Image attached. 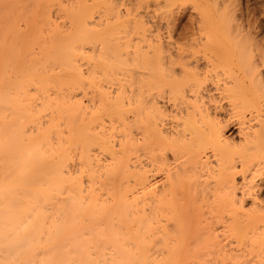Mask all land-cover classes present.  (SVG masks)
I'll list each match as a JSON object with an SVG mask.
<instances>
[{"label":"bare ground","instance_id":"obj_1","mask_svg":"<svg viewBox=\"0 0 264 264\" xmlns=\"http://www.w3.org/2000/svg\"><path fill=\"white\" fill-rule=\"evenodd\" d=\"M68 2L64 30L53 0H0V264H264V51L243 17L199 12L200 68L143 15Z\"/></svg>","mask_w":264,"mask_h":264},{"label":"rangeland","instance_id":"obj_2","mask_svg":"<svg viewBox=\"0 0 264 264\" xmlns=\"http://www.w3.org/2000/svg\"><path fill=\"white\" fill-rule=\"evenodd\" d=\"M54 1V3L53 4H51V6L52 7H50L51 9H49V11H50V15H51V17H52V19H53V21L55 22V23H57V25H60L59 27H60V29H64L65 30V28H67V24H68V22L66 21V19H64V18H58L57 19V16H59L60 17V15H58V10H59V8H62L65 4V7H67V6H70L71 5V3L70 2H68V4H67V1L68 0H61V1H59V0H57V3H58V5L55 3V0H53ZM63 1V2H62ZM73 1V0H72ZM101 1H103V0H101ZM111 2H112V5H114V7L117 9L118 8V5H119V8H118V11L119 12H121V14L124 12V14H125V12L126 11H128V9H129V11L128 12H130L131 10H132V18H134V17H136V16H142V17H138L139 19H142V21L144 20H146L145 22H144V24H147V26H148V28L147 29H149L148 31H152V33H150V34H148V35H145V36H150V40H151V38H152V36L155 34L154 32H156L157 33V31H158V33H157V35L158 36H161L160 38V40H163L164 42V44L165 45H169L170 47H171V45L170 44H172V47H174V46H178V44H179V46H182V44H183V46L182 47H184V49L185 50H190L191 51V49H190V47H194L193 49H194V51L195 50H197V48H196V43L198 42H200V41H198L197 40V38H198V34L196 33L197 32V30H196V28H197V25L200 23V21H197V20H199V16L198 15H200V11H202V10H213V7L215 6L216 7V5L215 4H217L218 3V5L219 6H217V8L218 7H220L219 9L221 10V11H223L225 14H226V5L228 6V7H230V8H228L227 7V11H229L230 10V12H231V10H233V9H236V10H233V14L235 15V13L237 14V16H240L242 19H243V27H244V30H243V32H242V34H247V32H249V38L251 37V41H250V43L252 42L254 45H255V48L257 49L258 48V50H260V52L261 51H264V50H262V48H264V0H183V1H179V2H177L176 4L178 5L179 4V6H178V8L179 9H181V10H179L178 8H177V5L176 6H174L173 7V11H172V13H170V15L172 16V18L170 17V16H167L165 13H166V8L164 7V6H162L163 4H162V2L161 1H163V0H154V1H152V0H148V4L146 5H141L140 6V4L141 3H139L138 4V2H141V0H110ZM128 1V2H127ZM137 1V2H136ZM143 1V0H142ZM157 1V3H155ZM214 1V2H213ZM111 2H108V3H111ZM153 3V4H151V3ZM158 2H160L161 4H159L158 5ZM189 2H190V4H189ZM52 3V2H51ZM89 3H90V0H89ZM123 5H122V4ZM128 3H129V5H128ZM131 3V4H130ZM223 4V6H222V4ZM63 5V6H61V5ZM138 6H137V5ZM181 4V5H180ZM186 6H185V5ZM192 4H197L198 5V9H196V6L195 5H192ZM229 4H230V6H229ZM236 4H238V5H236ZM61 6V7H57V6ZM111 5V4H110ZM122 5V6H121ZM125 5V6H124ZM128 5V6H127ZM130 5H132L131 7H130ZM149 5V6H148ZM161 5V6H160ZM221 5V6H220ZM234 5H236V6H234ZM140 6V7H139ZM146 6H148L147 8H146ZM157 6L158 7H161V8H157ZM191 6V7H190ZM213 6V7H212ZM64 7V8H65ZM129 7V8H128ZM135 7V8H134ZM138 8V10H137V8ZM145 7V8H144ZM162 7H164V9H165V13L164 12H161V10H163V8ZM176 7V8H175ZM214 7V8H215ZM130 8H132V9H130ZM216 8V9H217ZM56 9H57V11H56ZM115 9V10H116ZM126 9V11H124ZM145 9V10H144ZM189 9H191V10H189ZM194 9V10H193ZM218 9V10H219ZM156 10V11H155ZM176 10H178V11H176ZM197 10V11H196ZM239 10V11H238ZM253 10V11H252ZM117 11V10H116ZM117 11V12H118ZM143 11V12H142ZM145 11V12H144ZM154 11H155V14H154ZM160 11V12H159ZM179 11H180V13H179ZM242 11V14L240 13ZM248 11V12H247ZM118 12V13H119ZM141 12H142V14H141ZM175 14H174V13ZM195 12H198V13H195ZM230 12H228V14H226V16H233ZM60 13V12H59ZM140 14V15H136V16H133V14ZM158 13H161V15H163V16H161L160 17V15L158 14ZM162 13H164L167 17L166 18H164V14H162ZM240 13V14H239ZM261 13V14H260ZM54 16H53V15ZM156 14H158V15H156ZM168 14V13H167ZM174 14V15H173ZM194 15V16H193ZM196 15V16H195ZM243 15V16H242ZM251 15V16H250ZM260 15V16H259ZM131 16H128V17H130V19H131ZM236 16V15H235ZM249 16V17H248ZM39 17V16H38ZM38 17H36V18H38ZM42 16H40L39 18H41ZM55 17V18H54ZM122 17H125L126 18V15L124 16H122ZM127 17V18H128ZM144 17V18H143ZM150 17V18H149ZM154 17V18H153ZM194 19H193V18ZM38 18V19H39ZM137 18V17H136ZM135 18V19H136ZM153 18V20H151ZM163 19V21H162V19ZM169 18V19H168ZM192 18V19H191ZM231 18V17H230ZM43 19V18H42ZM56 19V20H55ZM63 19V20H62ZM161 19V20H160ZM167 19V20H166ZM171 19V20H170ZM175 19V20H174ZM249 21H248V20ZM37 20V19H36ZM41 20V19H40ZM40 20H37V21H40ZM166 20V21H165ZM173 20V22H174V24L176 25H172L173 27L172 28H175V29H173V30H171V27L169 28L168 27V25L166 24L168 21H172ZM41 21H43V20H41ZM62 21V22H61ZM166 23H165V22ZM198 23H197V22ZM247 21V22H246ZM58 22H60V23H58ZM64 22V23H63ZM192 22V23H191ZM39 23V22H38ZM64 24V25H62V24ZM196 23V24H195ZM254 23V26L256 27H254L252 24ZM40 24V23H39ZM251 24V25H250ZM149 25H150V27L151 28H149ZM183 25V26H182ZM171 26V25H170ZM185 26V27H184ZM62 27V28H61ZM145 27H146V25H145ZM166 27V28H165ZM246 27H248V28H246ZM45 28V27H44ZM260 28V29H259ZM191 30V31H190ZM196 30V31H195ZM248 30H250V31H248ZM255 30V31H254ZM148 31H146L147 33H148ZM168 31V32H167ZM186 31V32H185ZM251 33V34H250ZM255 33V34H254ZM168 34V35H167ZM170 34V35H169ZM184 34H186L187 35V37H186V35L184 36ZM193 36H192V35ZM142 35V34H141ZM191 35V36H190ZM195 35V36H194ZM197 35V36H196ZM252 35V36H251ZM137 36L139 37V34H137ZM156 36V35H155ZM154 36V37H155ZM169 36H170V38H169ZM182 36V37H181ZM138 37H135L134 38V40L136 39L137 40V38ZM142 37V36H141ZM140 37V38H141ZM146 37V39H148ZM190 37V38H189ZM192 37H194V38H196V40L197 41H195V39L194 38H192ZM156 38V37H155ZM254 38V39H253ZM143 39H145V37H143ZM142 39V40H143ZM153 39V38H152ZM186 39V40H185ZM199 40H201V38L199 37L198 38ZM255 39L257 40V41H255ZM136 40H135V42H136ZM141 40V39H140ZM141 40V41H142ZM262 40V41H261ZM139 41V40H138ZM144 41H147V40H144ZM143 41V42H144ZM166 41V42H165ZM169 41H171L170 43H168ZM178 41H179V43H178ZM188 41V42H187ZM190 41H191V43H190ZM173 42V43H172ZM175 42H177V43H175ZM182 42V43H181ZM186 42H187V44H186ZM194 42H196V43H194ZM201 42H203L202 40H201ZM200 42V43H201ZM140 43V42H139ZM145 43V42H144ZM175 43V44H174ZM193 43V44H192ZM197 43V45L199 46L200 44H198ZM146 44V43H145ZM186 44V45H185ZM188 46H189V48H188ZM197 46V47H198ZM258 46V47H257ZM262 46V47H261ZM200 47V46H199ZM199 47H198V49H199ZM260 47V48H259ZM196 48V49H195ZM198 51L199 50H197V53H198ZM256 52H258V51H256ZM259 52V53H260ZM196 53V54H197ZM198 55L202 58V53L200 54V53H198ZM201 60V59H200ZM204 59L202 58V60L200 61V62H198V64H200L199 66H200V68H202V63H204ZM84 67V66H83ZM82 67V68H83ZM83 69H85V67L83 68ZM218 69H216V70H214V71H217ZM220 70V69H219ZM213 71V70H212ZM214 73L215 72H209L208 74L209 75H211V79L210 80H212V79H214V80H212V82L209 80V84H208V88H209V90L211 89V91H210V93L212 94V95H217V96H219L218 94V91H216V89H215V86L213 85V84H215V82L217 81L216 79L217 78H215L214 77ZM216 75V74H215ZM220 78V77H219ZM214 81V82H213ZM211 83H213V84H211ZM216 91V92H215ZM216 93V94H215ZM214 96V97H215ZM216 96V98L218 99V102L219 103H221V104H223L222 106H223V111L220 109V104L218 105V104H216L217 106H219V112H218V117H217V119H218V121H221V122H224L225 123V121H224V119L227 121L228 119L230 120H228L229 122L227 123L228 125H229V127H227L226 128V130H225V135H227V136H231L232 135V137L231 138H233L234 137V140H236L239 136H238V134L239 133H237V131H238V126H235L234 127V125H235V123L237 122H235V119L237 120L238 118L236 117V118H233V117H231L230 116V114H233L232 113V111H230L231 110V108L228 106V109H227V106L226 105H229V104H227L228 102H227V100H225L224 101V99H223V101H222V99L219 97H217ZM219 99H221V100H219ZM216 102H217V100H216ZM222 108V107H221ZM229 108H230V110H229ZM225 109H227L228 110V112H227V110L225 111ZM218 110V109H217ZM221 110V111H220ZM230 112V113H229ZM245 112V111H244ZM245 114V117L243 118L245 121V123L247 124V122L248 121H250L249 119L250 118H252L251 116H248L250 113L248 112V111H246V113H244ZM222 117H221V116ZM246 115L248 116V117H250L249 119L246 117ZM253 115V114H252ZM231 119H233V120H231ZM106 119V118H105ZM107 122V121H106ZM230 122H233V123H230ZM223 123V124H224ZM230 123V124H229ZM249 123V122H248ZM234 124V125H233ZM105 125H108L107 123H105ZM243 126H245V125H243ZM237 127V128H236ZM238 179H240V176H238ZM262 179H264V176L262 177ZM203 210H205V209H203ZM172 223V222H171Z\"/></svg>","mask_w":264,"mask_h":264}]
</instances>
